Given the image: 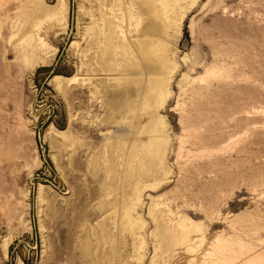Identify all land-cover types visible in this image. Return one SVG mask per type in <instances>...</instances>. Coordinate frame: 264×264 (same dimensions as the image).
Returning a JSON list of instances; mask_svg holds the SVG:
<instances>
[{"label": "rangeland", "instance_id": "rangeland-1", "mask_svg": "<svg viewBox=\"0 0 264 264\" xmlns=\"http://www.w3.org/2000/svg\"><path fill=\"white\" fill-rule=\"evenodd\" d=\"M0 264H264V0H0Z\"/></svg>", "mask_w": 264, "mask_h": 264}]
</instances>
